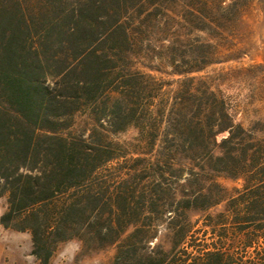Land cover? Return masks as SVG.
<instances>
[{"label": "trees", "instance_id": "16d2710c", "mask_svg": "<svg viewBox=\"0 0 264 264\" xmlns=\"http://www.w3.org/2000/svg\"><path fill=\"white\" fill-rule=\"evenodd\" d=\"M132 1L0 0V225L38 264L73 239L117 245L113 264H264V136L203 81L170 94L132 69L129 20L150 0ZM128 128V147L109 139Z\"/></svg>", "mask_w": 264, "mask_h": 264}, {"label": "rangeland", "instance_id": "374dc122", "mask_svg": "<svg viewBox=\"0 0 264 264\" xmlns=\"http://www.w3.org/2000/svg\"><path fill=\"white\" fill-rule=\"evenodd\" d=\"M200 1L150 0L141 14L136 11L129 20L135 38L132 69L151 75L156 86L170 94L186 78H196L198 86L203 81L224 101L234 124L263 137L264 0H226L223 6L235 2L243 8L233 21L227 19L225 12L203 8ZM138 2L134 0L132 5ZM195 67L200 71L188 75L175 73ZM159 99L156 106H160ZM86 115L78 114L74 119L80 128L87 120ZM135 135L136 131L128 128L110 134L109 139L128 147ZM225 135H218L217 141ZM218 181L228 190L240 186L229 179ZM5 209L6 199L1 197L0 216ZM116 249L117 245L85 248L73 239L58 246L49 264H113ZM31 251L28 233L0 225V264H38Z\"/></svg>", "mask_w": 264, "mask_h": 264}]
</instances>
